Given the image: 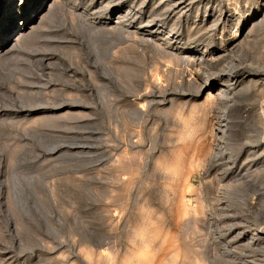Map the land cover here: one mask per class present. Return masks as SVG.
I'll return each instance as SVG.
<instances>
[{
  "label": "rangeland",
  "instance_id": "1",
  "mask_svg": "<svg viewBox=\"0 0 264 264\" xmlns=\"http://www.w3.org/2000/svg\"><path fill=\"white\" fill-rule=\"evenodd\" d=\"M255 6L45 0L14 28L0 46V264H264V88L244 69L264 67ZM18 9L0 0V33ZM207 75L228 89L224 132Z\"/></svg>",
  "mask_w": 264,
  "mask_h": 264
},
{
  "label": "bare ground",
  "instance_id": "2",
  "mask_svg": "<svg viewBox=\"0 0 264 264\" xmlns=\"http://www.w3.org/2000/svg\"><path fill=\"white\" fill-rule=\"evenodd\" d=\"M9 1H11V0H9ZM180 1V0H179ZM236 1V0H235ZM255 1V8H261V6L263 7L264 6V2L262 3V1H264V0H254ZM45 2V0H28V2H27V0H19V9H18V16H19V20L15 17V15H12V16H10L11 17V19L9 20V22H8V25H7V29H4L3 31H2V33H0V46H2L3 44H5V42L8 40V39H10L11 38V35H12V31L14 30V28H18V27H22V26H24V27H26V25H28L31 21H33V14H35V13H37V10L42 6V4ZM18 4V3H17ZM26 4V5H25ZM186 5H188V4H186ZM192 5V4H191ZM24 6H25V8H24ZM176 6V5H175ZM182 6V5H181ZM185 6V5H184ZM250 6V5H249ZM178 8V7H177ZM174 9V8H173ZM179 9H180V7H179ZM237 10V9H236ZM174 11V10H173ZM176 11H178V10H176ZM181 11H183V10H181ZM187 11V10H186ZM180 12V11H179ZM184 12H185V10H184ZM184 12H182V13H184ZM240 13V12H239ZM222 14H220V16H221ZM219 16V17H220ZM221 19V18H220ZM226 19V18H225ZM224 21V20H223ZM218 22V21H217ZM222 22V21H221ZM226 22H227V20H226ZM227 24V23H226ZM226 24H225V21H224V24L222 25V27H221V29H223L225 26H226ZM232 24V23H231ZM213 26V25H212ZM236 26V25H235ZM0 30H1V28H0ZM224 30H226V29H224ZM235 31V30H234ZM237 33V32H236ZM233 34L231 37H230V39H222V42H221V44L219 43V45L217 46H214L213 48H214V50H212V52H211V57L208 59L207 58V60L209 61V62H211V64H213V62L212 61H219L220 62V59L223 57V52H226V51H228L229 50V46L230 47H232L235 43H236V41H238V35L237 34ZM20 35H21V33H20ZM221 35V34H220ZM230 35V34H229ZM167 36H168V34H167ZM18 37V36H17ZM226 43V44H225ZM208 52V51H207ZM209 56V55H208ZM208 56H206V57H208ZM199 58V57H198ZM200 59V58H199ZM202 59H205V58H202ZM201 59V60H202ZM261 59H263V56H261ZM206 60V59H205ZM222 60V59H221ZM207 61V62H208ZM209 62H208V64H209ZM204 63V62H203ZM242 68V67H241ZM264 68V67H263ZM262 68V65L260 66V64H258L257 66H256V68L254 67V65H246L245 66V68L244 69H248V71H249V74H247V76H246V78H251L250 79V81L251 80H257L258 82H260V88L261 87H263L264 88V69ZM213 69V68H212ZM243 69V68H242ZM238 72H239V70H238ZM224 73V72H223ZM210 74H212V73H210ZM230 74V73H229ZM238 74H240V73H238ZM224 75V74H223ZM236 75H237V72L236 73H234L233 74V77H236ZM212 76H213V74H212ZM216 76H219V74L218 75H216ZM226 79V78H225ZM220 80V79H219ZM231 80V79H230ZM229 80V81H230ZM235 80V79H234ZM248 80V79H247ZM209 81V78H208V75L206 76V77H204V84L206 85V84H208V85H204L205 86V89H207V92H206V94H207V96L209 97V98H218V97H222V99H221V103H220V105H219V114H218V119H217V130H218V132H222L223 131V127L225 126L224 124H223V122L227 119H225V116H226V114H225V109L227 108L226 107V101H225V99L226 98H223V97H226V91L228 90V89H226V91H225V89L224 88H222V87H220V88H217L216 89V91L214 92V93H211L209 90H210V85H211V82H208ZM224 81V80H223ZM228 79H227V84H228ZM239 81V80H238ZM254 81V82H255ZM235 82V81H234ZM223 83V82H222ZM230 84H231V82H229ZM227 84L225 85V81H224V85L227 87ZM239 85V84H238ZM236 86V85H235ZM234 86V87H235ZM229 88H230V85H229ZM231 89V88H230ZM233 90V89H232ZM264 90V89H263ZM228 92V91H227ZM261 93V92H260ZM230 94V93H229ZM262 94V93H261ZM257 95V94H256ZM262 96H264V95H262ZM227 97H228V95H227ZM261 97V96H260ZM219 99V100H220ZM263 104H264V102H262ZM227 104H228V102H227ZM261 108H262V104H260L259 105ZM264 106V105H263ZM264 109V107L262 108V110ZM255 111V110H254ZM263 112H264V110H263ZM224 114H225V116H224ZM262 114V113H261ZM231 115V114H230ZM237 115V114H236ZM228 116V115H227ZM230 117V116H229ZM228 120V119H227ZM263 122H264V120H263ZM232 125V124H231ZM264 127V126H263ZM258 131V130H257ZM262 131V130H261ZM224 132V131H223ZM263 132H264V130H263ZM258 133V132H257ZM256 133V134H257ZM260 134H261V132H260ZM257 135H259V133L257 134ZM261 136V135H260ZM257 137V136H256ZM262 137H263V139H262ZM262 137H261V140H263L264 141V135H262ZM255 138V137H254ZM255 140V139H254ZM253 140V141H254ZM252 141V142H253ZM247 142H249V141H247ZM261 143V142H260ZM259 143V144H260ZM251 144V143H250ZM260 148V152H262V153H264V142H262L261 143V146L259 147ZM259 148H257V149H259ZM253 151H254V149H253ZM259 152V153H260ZM262 155V154H261ZM253 157V156H252ZM245 160V159H244ZM253 165V164H252ZM264 165V164H263ZM246 166V165H245ZM258 167V166H257ZM263 167V166H262ZM261 168V167H260ZM260 170V169H259ZM258 170V171H259ZM262 170V169H261ZM233 171V170H232ZM263 171H264V169H263ZM257 233V232H256ZM262 233L264 234V230H262ZM261 233V234H262ZM254 234V233H253ZM264 238V237H263ZM261 261V260H260Z\"/></svg>",
  "mask_w": 264,
  "mask_h": 264
}]
</instances>
